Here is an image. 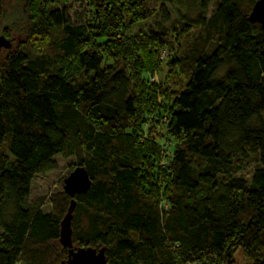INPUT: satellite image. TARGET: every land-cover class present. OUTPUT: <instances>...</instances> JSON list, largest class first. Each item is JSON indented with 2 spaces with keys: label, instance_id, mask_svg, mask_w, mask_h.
I'll return each instance as SVG.
<instances>
[{
  "label": "trees",
  "instance_id": "obj_1",
  "mask_svg": "<svg viewBox=\"0 0 264 264\" xmlns=\"http://www.w3.org/2000/svg\"><path fill=\"white\" fill-rule=\"evenodd\" d=\"M18 1L29 47L0 61V264L68 258L71 197L54 194L49 212L28 201L57 154L91 180L74 196L73 247H103L108 264H264L257 0H193L197 16L172 27L177 0H88L92 23L59 0ZM154 16L156 29L133 31ZM163 62L186 77L178 89L159 80Z\"/></svg>",
  "mask_w": 264,
  "mask_h": 264
},
{
  "label": "rangeland",
  "instance_id": "obj_2",
  "mask_svg": "<svg viewBox=\"0 0 264 264\" xmlns=\"http://www.w3.org/2000/svg\"><path fill=\"white\" fill-rule=\"evenodd\" d=\"M60 5H70V14L73 16V21L76 20L75 14L80 16V20L85 23H92L94 21L93 7L89 4L88 0H80L74 2L72 0H59ZM170 11L171 19L167 23L169 27L175 23L179 16L193 19L197 16L198 8L193 0H177L174 5H167ZM213 6L209 5V10ZM159 20L158 16L148 19L145 22L139 23L133 28L134 32L138 30L148 31L150 28L156 29V22ZM181 40L180 45L176 46L177 52L182 51V48L190 41L193 36ZM0 36L4 37V41H9L10 47H5L2 43L0 45V61L4 59L9 51H14L18 48H28L27 31H26V12L22 7L21 1L8 0L4 7L3 16L0 20ZM106 64H111V60L104 58ZM162 71L158 75L159 80L164 86L170 87V89H178L185 81L186 77L183 74L170 73L165 65L162 63ZM224 67L220 68L217 76H221L224 72ZM55 161V168L45 173L36 174L31 180L29 202L42 201L41 209L43 212H49L51 210L50 198L63 190V179L71 171V167H74L78 162V158L75 154L69 156H63L57 154L53 157ZM254 163H251L243 173L245 176L250 177L254 168Z\"/></svg>",
  "mask_w": 264,
  "mask_h": 264
},
{
  "label": "water",
  "instance_id": "obj_3",
  "mask_svg": "<svg viewBox=\"0 0 264 264\" xmlns=\"http://www.w3.org/2000/svg\"><path fill=\"white\" fill-rule=\"evenodd\" d=\"M253 22L260 23L264 28V0H257L250 13ZM1 43L5 47H10L9 41H4L0 36ZM91 185L88 172L82 165H76L63 179V191L71 197L67 213L63 218L61 227L62 243L68 246V258L59 264H108L104 248H95L92 246L73 247L71 242L70 218L74 206V196L86 193Z\"/></svg>",
  "mask_w": 264,
  "mask_h": 264
},
{
  "label": "built area",
  "instance_id": "obj_4",
  "mask_svg": "<svg viewBox=\"0 0 264 264\" xmlns=\"http://www.w3.org/2000/svg\"><path fill=\"white\" fill-rule=\"evenodd\" d=\"M187 264H192V263H187Z\"/></svg>",
  "mask_w": 264,
  "mask_h": 264
}]
</instances>
